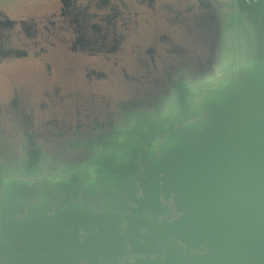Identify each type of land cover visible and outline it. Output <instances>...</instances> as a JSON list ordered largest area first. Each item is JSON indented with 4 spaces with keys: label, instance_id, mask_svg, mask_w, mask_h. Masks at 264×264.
Instances as JSON below:
<instances>
[{
    "label": "flooded vegetation",
    "instance_id": "af4514ba",
    "mask_svg": "<svg viewBox=\"0 0 264 264\" xmlns=\"http://www.w3.org/2000/svg\"><path fill=\"white\" fill-rule=\"evenodd\" d=\"M258 49L240 0H0V71H33L0 86V220L61 212L80 242H113L117 264L148 257L183 215L164 146Z\"/></svg>",
    "mask_w": 264,
    "mask_h": 264
},
{
    "label": "water",
    "instance_id": "95a60500",
    "mask_svg": "<svg viewBox=\"0 0 264 264\" xmlns=\"http://www.w3.org/2000/svg\"><path fill=\"white\" fill-rule=\"evenodd\" d=\"M240 6L257 29L258 52L206 100L208 119L167 141L159 172L183 215L152 232L138 249L148 257L129 264H264V0ZM71 229L61 212L3 210L0 264H103L101 257L117 264L122 257L103 234L82 243Z\"/></svg>",
    "mask_w": 264,
    "mask_h": 264
},
{
    "label": "rangeland",
    "instance_id": "374dc122",
    "mask_svg": "<svg viewBox=\"0 0 264 264\" xmlns=\"http://www.w3.org/2000/svg\"><path fill=\"white\" fill-rule=\"evenodd\" d=\"M23 72L28 75H33V71L31 68H6L3 72L0 71V86L4 87L6 86L5 82H8L10 80L9 77L15 76V75H23Z\"/></svg>",
    "mask_w": 264,
    "mask_h": 264
}]
</instances>
